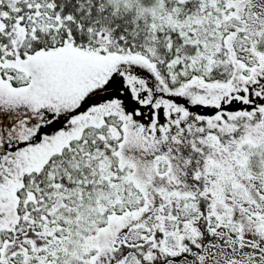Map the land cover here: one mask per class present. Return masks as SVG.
<instances>
[{"label": "snow or ice", "instance_id": "snow-or-ice-1", "mask_svg": "<svg viewBox=\"0 0 264 264\" xmlns=\"http://www.w3.org/2000/svg\"><path fill=\"white\" fill-rule=\"evenodd\" d=\"M0 264H264V0H0Z\"/></svg>", "mask_w": 264, "mask_h": 264}]
</instances>
